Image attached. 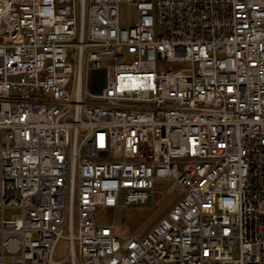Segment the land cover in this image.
Here are the masks:
<instances>
[{"label": "built area", "instance_id": "built-area-1", "mask_svg": "<svg viewBox=\"0 0 264 264\" xmlns=\"http://www.w3.org/2000/svg\"><path fill=\"white\" fill-rule=\"evenodd\" d=\"M0 264H264V0H0Z\"/></svg>", "mask_w": 264, "mask_h": 264}, {"label": "rangeland", "instance_id": "rangeland-1", "mask_svg": "<svg viewBox=\"0 0 264 264\" xmlns=\"http://www.w3.org/2000/svg\"><path fill=\"white\" fill-rule=\"evenodd\" d=\"M133 17L132 7L123 5L121 7L122 24L128 25ZM98 74L93 73L92 85L95 86ZM171 193L161 194L159 197L151 198L146 204L131 203L123 201L116 209H106L99 207L97 219L102 223L111 222L115 218L116 233L127 235L131 233L147 232L175 202ZM68 250L67 241L61 240L56 251V257L62 259L66 257Z\"/></svg>", "mask_w": 264, "mask_h": 264}]
</instances>
